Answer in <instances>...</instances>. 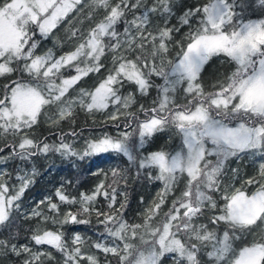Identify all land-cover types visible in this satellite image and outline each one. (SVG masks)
<instances>
[{
  "label": "snow or ice",
  "instance_id": "obj_1",
  "mask_svg": "<svg viewBox=\"0 0 264 264\" xmlns=\"http://www.w3.org/2000/svg\"><path fill=\"white\" fill-rule=\"evenodd\" d=\"M257 6L264 14V0H258V5L256 0H207L189 8L179 16L180 25L189 28L185 44L174 40L179 28L168 25L175 14L173 0H154L151 6L146 0H0V77L10 79L0 89V138L13 141L6 144L11 155L0 158V164L50 152L73 162L114 153L136 165L138 173L155 169L149 177L163 184L140 223L124 219L125 204L115 207L114 185L124 178L123 170H112L110 184L105 173L90 194L74 196L57 189L54 196L39 202L47 213L38 205L30 216L25 215V219L38 218L32 244L48 248L0 240V254L10 251L22 264H101L95 253L85 250L81 235H74L69 244L60 230L67 224H90L95 213L110 240L102 233L91 247L115 257L116 264H162L166 255L173 264H264V162L259 165L260 179L246 181L259 184L250 195L240 188H221L219 179L230 158L250 151L264 157V19H246V13ZM85 21L89 22L86 31ZM62 22L73 48L59 56L51 48L37 53L35 29L47 39ZM173 45L179 50L170 59ZM220 55L233 67L207 91L202 73L210 59ZM102 58L111 61L110 68ZM102 68L107 75L98 86L93 90L81 86L76 95L70 94L84 77ZM64 69H74L75 74L65 75ZM153 77L163 84H155ZM126 84L132 86L127 95L122 92ZM153 87L157 97L151 107L138 105L145 117L140 119L133 108L136 93L148 96ZM178 89L184 94L183 104L177 101ZM77 108L107 112L111 121L125 117L126 124L132 121L136 127L117 136L93 137L83 147L65 140V135L76 136L75 131L62 134L58 144L31 136L29 130L45 116L51 125L74 123ZM53 110L55 114L49 116ZM168 128L181 135L183 148L175 154L160 150L138 158L139 150ZM133 133L137 144L131 143ZM18 180L20 185L14 189L0 175V227L11 224L33 182L27 176ZM182 180L184 187L177 195ZM215 192L221 193L222 207L212 195ZM170 194L171 206L165 209ZM101 196L107 211L96 207ZM62 204L77 207L63 210ZM209 209L216 211L209 213ZM48 222L60 228L49 229ZM257 230L259 237L237 250L235 241Z\"/></svg>",
  "mask_w": 264,
  "mask_h": 264
},
{
  "label": "trees",
  "instance_id": "obj_2",
  "mask_svg": "<svg viewBox=\"0 0 264 264\" xmlns=\"http://www.w3.org/2000/svg\"><path fill=\"white\" fill-rule=\"evenodd\" d=\"M147 4L151 6L154 0H146ZM207 0H176L173 1L174 15L168 21V25L170 27H178L179 31L173 33L174 40L182 41L183 43H187L186 34L189 31L187 25H180L179 16L183 14L184 11H187L189 8L195 6H201L205 4ZM258 5V0H256ZM142 11V10H141ZM139 13V11L137 12ZM136 13V14H137ZM264 14H261L258 6L254 8L252 11L246 13V19H260L263 18ZM99 19V17H97ZM131 19V15L128 17ZM88 21L84 22V29L86 31L88 26ZM122 30V26H121ZM56 32L59 34L63 31L67 35V25L65 22H62L56 29ZM34 39H36L34 37ZM73 41H69L71 43ZM179 50L178 45H173L170 48V59H175L176 52ZM104 63L109 62V59L102 58ZM233 67L230 62H217L216 58H211L208 64L205 66V69L202 73L203 84L207 91L212 90V85L218 80L222 79L224 74L229 72ZM65 75L69 72L73 74L74 69H64ZM15 76H19V74H14ZM155 84L161 85L163 84V80L159 77L152 78ZM6 83H10L9 78L0 77V89ZM122 91H132L131 85H125ZM157 97V89L153 87L149 91L148 96H140L139 93H136L137 104L133 106L135 110L138 111V105L143 104L145 108L152 106V101ZM177 101L181 104L185 102L184 94L181 89H178L176 94ZM138 115L140 119H144V113L138 111ZM136 127V123L132 121H128L126 124V118L121 117L117 121H111L108 119H101L99 117L89 116L87 113L79 111L76 109V115L74 118V123L70 121H62L59 125H51L40 121V123L34 126L33 129L29 130L31 136L37 141L47 142L49 144H58L60 142V137L62 134H67L75 131L77 133L76 136L65 135L64 138L69 143H76L78 141H86L89 139V136L92 133L100 132L107 133L111 136H117L119 132L127 131L132 132ZM167 133L158 132L155 134L151 140L147 144H145L144 148L139 150L138 158L141 156V153H146L148 151H160L163 150L165 152H172V150L182 149V144L178 141L177 135H173V137L169 139L171 141H166ZM177 136V137H176ZM179 138V137H178ZM174 139V141L172 140ZM12 138L8 137L7 140H0V148H3V151L0 152V158L10 156L12 153L11 147L6 146L12 144ZM131 143L137 144L138 137L135 133H133L131 137ZM170 143V144H168ZM76 146V145H75ZM104 159L102 157H87L83 161H75L72 159L64 158L59 153L50 152L47 155H37L32 157L29 160L21 161L18 157L12 158L9 164L10 169V177L15 173L16 170L19 169L20 166L25 168L32 167L33 172L30 174V178L33 181L24 191L23 196L21 197L20 204L30 205L34 201H29L35 192L39 190H44V192H48L52 190V186L56 183H60L63 187V190L67 193H70L74 196H78L80 193H88L92 190L94 185L98 182V174H92L93 168L102 164ZM119 162H117L116 166L117 170H123L121 175L124 177L123 179L118 178V183L114 185L116 189H121V193H117L116 191V204L115 207L119 208L120 204H125L123 212V217L129 223H140L143 220V216L140 213V208L142 202L145 198L144 195V187L145 183L148 180V173L154 172L149 169H141L139 173L137 171V166L128 162L127 158L120 155ZM120 165L122 167H120ZM110 180H106V183H111L112 171H109ZM111 173V174H110ZM184 187L183 183H180V186L177 188L175 194L178 195L179 191ZM173 197V195L171 196ZM170 201L172 199H169ZM169 200L167 199V203L165 204V209L170 207ZM69 210L75 209L76 205H67ZM96 207L99 209H103L107 211V201L101 196L98 197V202ZM160 220L163 219L161 216ZM203 222L207 223L205 219ZM48 227L50 229L60 228L59 225H54L52 223H48ZM34 228V219H25L22 218L19 212H14L12 222L7 227H0V240H10L11 243L16 245L22 243H30L31 234ZM64 232L66 239L68 240L72 233L76 232L82 236H90L95 237L96 234L101 235L104 233V226L102 224L97 223V217L95 213L91 216V223L86 225H73L67 224L64 225L62 229ZM249 235L244 236L240 240L235 241L234 246L238 248L240 245L250 244L248 242ZM138 243V241H137ZM141 247H146L145 245H141ZM99 255L104 258L106 257L104 253L99 252ZM111 258V261L116 263V258L112 257L110 254L108 255ZM11 258V264H20L18 260L12 259V254L9 253L7 255L0 254V260H7ZM1 263V262H0ZM3 264V263H1Z\"/></svg>",
  "mask_w": 264,
  "mask_h": 264
},
{
  "label": "rangeland",
  "instance_id": "obj_3",
  "mask_svg": "<svg viewBox=\"0 0 264 264\" xmlns=\"http://www.w3.org/2000/svg\"><path fill=\"white\" fill-rule=\"evenodd\" d=\"M173 1H176V0H173ZM139 14H140V12L137 13V15H139ZM153 19L155 20L157 18L153 17ZM260 19H264V17L260 18ZM260 19H253V20H260ZM32 27L35 28V26H32ZM34 37L36 38V40L39 41V46H38V48L36 50L37 53H39V54H42L43 52H45L49 48H51V49H53L54 53L57 56H59V55H62L64 52L72 49L73 46H74V42L68 43L69 40L67 39V35L63 31H61V33L59 34L58 32L55 31V29H53L52 34L47 39H45L44 37H42L40 35L38 29H35V36ZM53 37H57L58 40L54 41ZM212 58H216L217 62H222V61L223 62L224 61L228 62L227 61V57H224L223 55L214 56ZM105 65H106L107 68H110L111 67V61L109 60V62H107ZM74 74H75V72L73 73V75ZM106 75H107V71H106L105 68H102L99 73H90L89 76L84 77L77 85H75L73 89L69 90L70 94L76 95L77 94L76 90L79 89L81 86L86 88V89L93 90L96 86H98L99 82ZM122 92L125 95H127L128 92H130V91H122ZM77 109L79 111L87 113L89 116L99 117V118H101L103 120L107 119V112L88 113V112H86L84 110H81L79 108H77ZM108 111L110 112V111H112V109L110 108ZM54 114H55V112L53 110L52 112H49L48 115L51 116V115H54ZM41 121L44 122V123L50 124L48 122V117L47 116L42 117ZM123 132H125V131H123ZM163 132L167 133V135L170 136V139L173 137V135H177L179 138L177 136L176 137H177L178 141L182 144V148H183L182 137L174 128H168V129H166ZM102 134L103 133H100V132L92 133L89 136V139H91L93 137H96V136H100ZM168 136L165 135L166 141H171ZM0 140H5V139L0 138ZM172 140L174 141V139H172ZM84 142H85L84 140L83 141H78L74 145L79 146V147H83ZM168 144H170V143H168ZM177 151H180V149L178 148V149L172 150V152H168V153L175 154V152H177ZM185 151H186V149H185ZM151 152H154V151L146 150V153L142 152L141 156L148 155ZM119 156L120 155L114 154V153H107V154H104L102 156H98V157H102L104 159V161H103L102 164L96 165L93 168L92 172H91L92 174H94V173L98 174V177H97L98 182L94 185L92 190L90 192H88L89 194L95 189L96 185L101 180L105 179V173L107 174V180H110L111 177H109V173L108 172L112 171L115 168H117L116 167V166H118L117 162L121 163L119 161ZM93 157H95V156H93ZM208 159H211V160L215 161L216 158L215 157H209ZM10 162H11V159H8L7 162L0 164V175H3L4 179L6 180V182L10 186H13V188L15 189V188H18L19 185H20V181L18 180V177L19 176H27V177L30 178V174L33 172V168L32 167L25 168L23 166H20L19 169L16 170L15 173L12 175V177H10V174H11L10 173V169H9ZM262 162H264V157H262L258 153H254V152H251V151L240 154L239 158H236V157L230 158L226 162V165H225V168L223 170L222 175L219 177V179L221 181V188L227 187L230 190H234L236 188H240L241 190L245 191L246 194H249V195L252 194L253 192H255L259 188V184L253 183V184L249 185V184L246 183V181L248 179H250V178H253V177H255L256 180L260 179V176H259V165ZM120 167H122V166L120 165ZM151 170L154 171L153 173L156 172L155 169H151ZM180 183H183V185H184L183 180ZM180 183H179L178 187L180 186ZM50 186H52L51 187L52 188L51 191L44 192V190H39V191L35 192V194L33 195L34 197H31L29 199V201H34L32 204H30V205L23 204L21 206L19 214L21 215L22 218H25L26 214L30 216L31 215V210L33 208L37 207L38 205H39V209L40 210H42L45 213H47V208L44 205L39 204V202L41 200H45L46 197L54 196V193H55V191L57 189H63V187H62V185L60 183H56L54 186L53 185H49V187ZM162 189H163L162 182H160L158 180L151 179L149 177V175H148V180L146 181L145 187H144L145 198H144V200L142 202V205H141V208H140L141 209L140 210L141 214L145 212L146 208L149 207L154 200L158 199V195L157 194L160 193ZM116 191H117V193H121V189H116ZM212 195H213L214 199H216L218 205H220L222 207L223 206V200L221 199V193L220 192H215V193H212ZM171 196L172 195L170 194L167 197V199L168 200L172 199L173 197H171ZM57 202L59 203L58 200H57ZM169 203L171 205V201L170 200H169ZM61 208L63 210H69L67 205H63L62 204ZM208 211H209V213H212V212H215L216 210L209 209ZM31 219H34V228H35L36 225H37L38 218H31ZM48 223H51V222H48ZM48 223H47V225H45L47 228H49L48 227ZM76 234H78V233L74 232V233L71 234V236L68 239L69 244H71V240L74 237V235H76ZM258 237H259V230H257L254 234L249 235L248 242L251 243L254 238H258ZM82 238L85 241V244L83 246L85 248V250H90L91 252L95 253L99 257V259L101 261V264H105L106 260H111V258L109 256H106V257L102 258L99 255V251L97 249H95L94 247H91L96 241L101 240V235L96 234L95 237H93V238L90 237V236H82ZM104 239L110 240V238L107 237L106 233H104ZM101 242H103V241H101ZM25 244H29L30 246H34L31 241H30V243L18 244V246H23ZM243 246H245V245H240L237 248V250L239 248L243 247ZM34 247H40L42 250L48 248V246H34ZM51 251H53L55 253L57 258H60V253L55 252L54 249H51ZM12 259L18 260L20 262V264H22V260H21L20 257H16L15 255H12ZM205 259H207V258L205 257ZM0 262L3 263V264H11V258H9L7 260L6 259L5 260H0ZM111 262H112V264H116L113 261H111ZM162 264H173V261L169 259L168 255H166L163 258Z\"/></svg>",
  "mask_w": 264,
  "mask_h": 264
}]
</instances>
